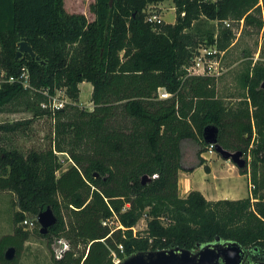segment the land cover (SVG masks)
<instances>
[{
    "label": "trees",
    "instance_id": "1",
    "mask_svg": "<svg viewBox=\"0 0 264 264\" xmlns=\"http://www.w3.org/2000/svg\"><path fill=\"white\" fill-rule=\"evenodd\" d=\"M159 1L93 0L87 20L67 11L64 0H0V72L18 77L25 69L29 82L1 83L0 112L31 114L0 122V190L16 195L15 222L49 206L56 221L41 235L82 244L55 264H113L112 252L121 258L175 245L195 249L215 236L263 258L264 67L246 68L244 106L230 109L217 96L215 76L186 68L199 47L230 46L234 32L223 19L261 29L264 0H172V22L147 21L146 6ZM207 19L217 26L194 29ZM20 40L37 58L26 51L15 57ZM81 81L91 83V109L76 103ZM159 88L170 95L160 97ZM45 89H62L69 101L53 111L41 107ZM45 115L52 120L48 146L22 152L4 145ZM207 124L217 126L223 148L251 153L250 168L238 167L253 185L247 196L212 200L197 189L178 195L182 140L196 145V164L209 171L201 156ZM58 152L72 161L59 174ZM144 174L151 178L142 183ZM141 217L146 227L136 233ZM27 236L17 226L2 234L0 262L14 261ZM10 245L15 254L6 259Z\"/></svg>",
    "mask_w": 264,
    "mask_h": 264
},
{
    "label": "rangeland",
    "instance_id": "2",
    "mask_svg": "<svg viewBox=\"0 0 264 264\" xmlns=\"http://www.w3.org/2000/svg\"><path fill=\"white\" fill-rule=\"evenodd\" d=\"M92 1L93 0H64V7L69 12L82 13L85 15L87 20H91L93 18V13L91 12L89 6ZM149 5L150 4L146 6V11L148 10ZM152 9H155L164 21L172 22L174 20L175 9L172 0H161L156 3ZM230 23L231 26L229 27L234 32V43L232 45L230 44L227 50L222 54L220 63L223 71L216 77L217 96L229 109L237 106H244L246 90L242 85L241 75L246 68L251 67V62L253 61L252 56L254 55V52H256L259 45L261 46L258 54L259 58L256 59L255 63L264 67V28L261 27L262 29L256 30L251 29L249 26L243 27L242 24H237L233 20H230ZM211 26H217V20H203L197 25H194V29L204 31L206 28ZM78 86L79 96L76 102L77 105L82 108L91 109V83L89 81H81ZM67 99L69 100V98ZM30 116L31 114L28 111H2L0 112V122L12 121L14 119L27 118ZM52 135V120L50 117L46 115L35 117L27 127L25 133L16 132L8 135L9 137L4 139V145H6V147H17L22 152H26L31 148L42 149L49 145L50 137ZM248 153L249 152L247 151L242 154V156L246 159L247 167L250 168L248 163L251 162V153ZM204 155H211V161L215 165L218 163L217 161L222 163L221 174L219 177L220 179L218 181L220 187L229 189L237 195L241 194V196H244L247 193V181L245 175L239 173L238 169L235 171L232 169L229 170L226 167V164H229L230 160L224 159L215 150L212 154L205 152ZM58 157L61 160L62 166L57 171V174L72 163V161L69 160L67 155L63 152H58ZM185 159L186 157L184 155V160ZM186 165H188V163H186ZM202 173H204L202 166H199L192 173L197 189L201 187V182L205 183L206 181L203 178L204 174ZM211 183L212 182L206 183L207 190L211 188ZM178 195L180 196L181 194L178 192ZM18 209L19 205L16 204L15 193L8 189L0 190V236L5 233H12L15 226L20 227L23 231H27L28 233V236L22 242L16 259L6 264H55V254L51 243L48 241L46 236L41 235L38 231L39 224L36 220L37 214L24 211L23 219L15 222L13 219L14 213ZM24 219L27 220V223L24 222ZM146 219L147 218L141 217L133 226L132 230L136 231V233H141L146 227ZM59 238L65 239L64 237ZM67 242L69 247L68 249L76 252L83 249L82 244L72 245L69 241ZM0 264L3 263L0 262Z\"/></svg>",
    "mask_w": 264,
    "mask_h": 264
},
{
    "label": "water",
    "instance_id": "3",
    "mask_svg": "<svg viewBox=\"0 0 264 264\" xmlns=\"http://www.w3.org/2000/svg\"><path fill=\"white\" fill-rule=\"evenodd\" d=\"M112 0H109L111 4ZM23 51L28 52L31 57L37 58L31 46L26 41L20 40L15 57L21 55ZM260 87L264 89V80L260 82ZM218 128L214 124H207L202 129V137L205 143H213L214 150L224 159H229L237 167L246 164V159L242 156L241 150H228L217 143ZM97 176V173H94ZM151 176L142 175L141 182L150 180ZM36 220L39 224V233L44 234L48 228L56 221V217L49 206L38 211ZM55 258L59 259L68 249V243L63 238H55L52 243ZM251 248L240 245L235 240H223L215 236L212 241L201 243L195 249H188L180 246H171L159 249L136 250L121 258L113 264H248L245 261L249 257ZM15 254L13 245L8 246L4 251V257L11 259Z\"/></svg>",
    "mask_w": 264,
    "mask_h": 264
},
{
    "label": "built area",
    "instance_id": "4",
    "mask_svg": "<svg viewBox=\"0 0 264 264\" xmlns=\"http://www.w3.org/2000/svg\"><path fill=\"white\" fill-rule=\"evenodd\" d=\"M155 4H150L148 10H145V19L152 23H160L163 22V18L160 14L152 9ZM222 23L225 26H231L229 19H223ZM242 24V20L239 22ZM262 28H264V12L262 13ZM224 53V50H219L215 45H204L197 49L196 53L192 58V62L187 66L188 74H207L217 77L223 71L221 65V57ZM19 80L24 87H29L28 82V74L27 70H22L18 77H14L13 75H7L2 71L0 72V85L3 81H13ZM43 93L46 95L47 100L41 101L40 106L45 107L51 111L63 107V105L68 102V97L65 95L62 89H56L54 93L48 92L46 89L43 90ZM158 95L160 97H167L170 95L169 92L165 91L162 88H159ZM214 151V144L209 143L206 144V150L203 152L211 153ZM250 188L253 187L251 183H249ZM24 222L27 223V220L24 219ZM31 223V222H30ZM121 248V246L119 245ZM120 257H118L114 252H112V260L113 263L118 261ZM72 264V263H69Z\"/></svg>",
    "mask_w": 264,
    "mask_h": 264
},
{
    "label": "crops",
    "instance_id": "5",
    "mask_svg": "<svg viewBox=\"0 0 264 264\" xmlns=\"http://www.w3.org/2000/svg\"><path fill=\"white\" fill-rule=\"evenodd\" d=\"M233 43L234 42L232 41L231 45ZM260 47L261 46L259 45L256 52H254V55L252 56L253 61L251 62V65L256 62L257 58H259L258 54L260 52ZM216 80H217V78H216ZM180 147H181L182 156H181V168L178 170V183H177L178 186L177 187H178L179 194H181L180 196H185L189 190L197 189L195 186V181L192 177L193 176L192 173L199 166L203 167V164H201V165L196 164V161H195L196 160V158H195L196 157L195 156L196 145L192 141L182 140ZM204 153L205 152H201V156L204 158V164L208 165L209 171L204 170V173H202V174H204L203 178L206 181H205V183L201 182L202 183L200 185L201 187H199L197 190H199L205 198L212 199V200L219 199V198L236 199V198H240V197H245L250 193L251 188L249 186L250 182H249V175L248 174H244L246 177V181H247V193L244 196H241V194L237 195V194H235V192L230 191L229 189L220 187L218 181L220 179L219 177L221 174L222 163L220 161H217L218 163L216 165L213 164V162L211 161L212 156L211 155L206 156V155H204ZM208 154H212V152L208 153ZM184 155L186 157L185 160H184ZM226 160H229V159H226ZM186 163H188V165H186ZM235 166L236 165L234 163H232L231 161L229 162V164H226V167L229 170L232 169V170L237 171L238 167L237 166L235 167ZM207 182H212L211 188L209 190L206 189V183Z\"/></svg>",
    "mask_w": 264,
    "mask_h": 264
},
{
    "label": "flooded vegetation",
    "instance_id": "6",
    "mask_svg": "<svg viewBox=\"0 0 264 264\" xmlns=\"http://www.w3.org/2000/svg\"><path fill=\"white\" fill-rule=\"evenodd\" d=\"M245 261H247L248 264H264V255L262 258V254L254 253V251L251 250L249 257Z\"/></svg>",
    "mask_w": 264,
    "mask_h": 264
}]
</instances>
